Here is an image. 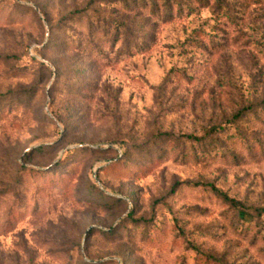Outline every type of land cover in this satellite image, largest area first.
Listing matches in <instances>:
<instances>
[{"label":"rangeland","instance_id":"1","mask_svg":"<svg viewBox=\"0 0 264 264\" xmlns=\"http://www.w3.org/2000/svg\"><path fill=\"white\" fill-rule=\"evenodd\" d=\"M137 1L0 0V264H264V0Z\"/></svg>","mask_w":264,"mask_h":264},{"label":"trees","instance_id":"2","mask_svg":"<svg viewBox=\"0 0 264 264\" xmlns=\"http://www.w3.org/2000/svg\"><path fill=\"white\" fill-rule=\"evenodd\" d=\"M92 1H93V0H92ZM133 1H134L135 3L138 2L137 0H133ZM199 1L202 2V3H209L211 0H199ZM139 3L142 4L144 8H148V5H149V6H151V8H149V9H152L153 11H159V10H160V7L158 6V2H156V0H139ZM177 4L180 5L179 3H177ZM165 5H166V6H165ZM164 6H165V8H164V11H165V15H164V17H165V18H170V19L174 18L175 15H174V13H173L172 5L170 4V2H168V1L166 0ZM140 7H142V6H140ZM86 10H87V8L84 9V10L76 11V12L70 14L69 16L65 17L64 20L67 19V21H71L74 17H77L78 15H81V16H82V15H85ZM159 14H160V16H162V13H159ZM111 26H112V25H111ZM114 26H116L117 29H119V25H118V24H116V25H114ZM104 28H105V29L108 28V25L105 24V25H104ZM108 31H109V30H108ZM108 31H107V32H108ZM104 32H105V31H104ZM238 117H239V116H238ZM224 130H225V129H224V127H222V126H213V127L210 128L209 133L221 132V131H224ZM189 138H192V139H195V140H199V141H201L203 144H206V145H207V144H212V143H213L212 139L210 140L208 137H204V138H199V137H198V138H197V137L189 136ZM208 186H211V187L215 188L214 185H210V184H208ZM216 190H217V189H216ZM217 192H218V195H219L224 201L228 202V203L231 204L232 206L237 207V208L243 206V204H242L240 201L236 200L235 198L230 197L228 194H226V193H224V192H222V191H219V190H217ZM100 195H102V196H106V194H104L103 192H101ZM106 197H107V196H106ZM108 197L112 199L111 196H108ZM209 263H210V264H219V263H220V260L211 257V262H209Z\"/></svg>","mask_w":264,"mask_h":264}]
</instances>
